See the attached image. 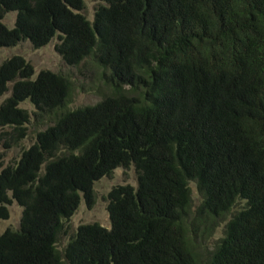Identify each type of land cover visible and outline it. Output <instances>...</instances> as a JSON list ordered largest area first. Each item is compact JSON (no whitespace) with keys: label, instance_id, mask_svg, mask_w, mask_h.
<instances>
[{"label":"trees","instance_id":"obj_1","mask_svg":"<svg viewBox=\"0 0 264 264\" xmlns=\"http://www.w3.org/2000/svg\"><path fill=\"white\" fill-rule=\"evenodd\" d=\"M103 1L89 21L83 0H0V49L56 39L64 65H90L106 89L72 110L67 76L1 63L0 144L27 137L23 102L44 129L0 172V220L22 210L0 264H264V0ZM119 167L136 187L106 196L110 228L80 225L60 249Z\"/></svg>","mask_w":264,"mask_h":264},{"label":"rangeland","instance_id":"obj_2","mask_svg":"<svg viewBox=\"0 0 264 264\" xmlns=\"http://www.w3.org/2000/svg\"><path fill=\"white\" fill-rule=\"evenodd\" d=\"M84 10L83 14L89 21L93 20L95 8L99 5H106L103 0H83ZM15 13L10 12L5 15L2 24L11 29L14 26ZM57 42L53 39L48 45L39 50H33L28 42L20 43L15 47L1 48L0 49V65L1 63L13 56H20L30 63L34 69V75L32 79H35L39 72L50 71L53 73H60L67 76L74 84V91H72V102L69 105L70 109H77L87 105H94L100 101L101 97L106 94V89L99 85L98 76L94 75V68L90 65L81 64L78 68L67 67L64 65L60 56L54 51V45ZM96 77V78H95ZM94 81L98 84H94ZM13 83L8 84V91L0 97V104L10 96L11 87ZM83 84L82 86H79ZM92 89V91L90 90ZM89 90L88 92H86ZM73 97V98H72ZM19 108L24 109L30 115V123L27 125L28 134L18 145L13 146L10 149H4L0 144V172L7 165L13 164L19 160L21 152L28 149L35 141L36 132L43 130L44 128H36L34 126L33 113L34 107L28 102H23L19 105ZM7 130V129H6ZM129 185L133 188L136 187V174L133 167L128 169L116 168L113 170L110 176H106L96 181L93 185V205L88 204L86 200L82 198L81 203L75 212V214L66 222V228L68 233L66 236H62L59 239L58 246L60 249L65 247L68 238L73 234L80 225L97 223L101 227L109 229L110 222L106 211V196L113 187ZM192 197L197 199V194L194 190V186L191 185ZM10 196V195H9ZM8 218L0 220V235L6 230H16L19 227L22 210L15 203L7 206ZM220 235L218 231L215 235L217 238ZM214 239V238H213Z\"/></svg>","mask_w":264,"mask_h":264},{"label":"clouds","instance_id":"obj_3","mask_svg":"<svg viewBox=\"0 0 264 264\" xmlns=\"http://www.w3.org/2000/svg\"><path fill=\"white\" fill-rule=\"evenodd\" d=\"M11 91V90H10Z\"/></svg>","mask_w":264,"mask_h":264}]
</instances>
